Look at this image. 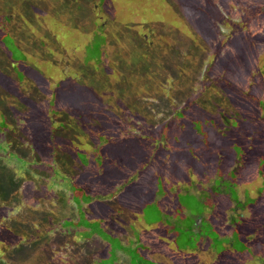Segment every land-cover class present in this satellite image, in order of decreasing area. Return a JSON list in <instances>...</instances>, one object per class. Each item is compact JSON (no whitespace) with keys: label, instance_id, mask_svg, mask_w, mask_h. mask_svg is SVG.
I'll return each instance as SVG.
<instances>
[{"label":"rangeland","instance_id":"obj_1","mask_svg":"<svg viewBox=\"0 0 264 264\" xmlns=\"http://www.w3.org/2000/svg\"><path fill=\"white\" fill-rule=\"evenodd\" d=\"M0 21V264H264V0H0ZM141 228L179 251L139 253Z\"/></svg>","mask_w":264,"mask_h":264},{"label":"trees","instance_id":"obj_2","mask_svg":"<svg viewBox=\"0 0 264 264\" xmlns=\"http://www.w3.org/2000/svg\"><path fill=\"white\" fill-rule=\"evenodd\" d=\"M9 16L7 15V14H3V21L4 20H9ZM1 22V21H0ZM3 25H4V22L2 23V27H3ZM151 57H155V56H153V55H151ZM263 72V73H262ZM257 73H258V71H257ZM261 74H264V69H261V72L258 74L259 75V78H261ZM234 85V84H233ZM260 102H263V100H259V103ZM4 124H5V122H4ZM8 126V125H7ZM53 129H54V127H53ZM55 130V129H54ZM43 135H45L46 137H48V136H51V134L49 133V134H46V133H42ZM41 134V135H42ZM40 135V136H41ZM54 135V134H53ZM11 138V136H9V134L7 135V134H0V144L2 145V148L4 149V146H3V144H5V148L7 149V146H8V144H9V142L10 141H8V139H10ZM51 138V137H50ZM18 140H20V139H18ZM14 142L15 143H17V144H19V141H15L14 140ZM8 148H10L9 150L10 151H14L13 149L15 148L13 145H11V147H9L8 146ZM26 161V159H23V161ZM2 165H4V164H2ZM8 170V169H6V167H4V166H0V170ZM1 170V172L4 174V172ZM0 183H1V185L3 184H5L4 182H3V179H2V177L0 176ZM72 187V186H71ZM3 199H5V193H3V191H1L0 190V200L3 202ZM1 205V204H0ZM3 228H7L6 230L4 229V231L3 232H1V230H0V233L1 234H5V235H1V237H3V238H6V239H1L0 238V241L2 240V243L4 242V243H6L7 245H5V246H3V247H1V242H0V260L1 259H3L4 258V255H5V253H7V251L8 250H11L12 249V246L13 245H15L16 243H17V241H16V243L15 242H12V240H13V238H11L12 236L10 235L11 233H10V228H8V227H3ZM47 233V232H46ZM180 233V232H179ZM44 236H46V234L44 233L43 234ZM132 235L134 236V233H132ZM11 238V239H10ZM15 243V244H14ZM12 253V252H11ZM2 262V261H1ZM156 263V262H155ZM88 264H90V263H88ZM157 264H160V263H157Z\"/></svg>","mask_w":264,"mask_h":264},{"label":"crops","instance_id":"obj_3","mask_svg":"<svg viewBox=\"0 0 264 264\" xmlns=\"http://www.w3.org/2000/svg\"><path fill=\"white\" fill-rule=\"evenodd\" d=\"M143 231V228H141L140 230H134V237L136 236V238H134V245H137L138 243V241H140V249H139V253H144V251L145 250H148L149 251V253L147 254V253H144V254H146V256H153L154 255V257L155 256H157V254H163V255H166L165 254V250L166 251H171L172 253H174V252H177V251H179V250H176V249H172V247H170L169 246V248L168 249H165V250H163V249H161V250H154L151 246H150V244H151V242H150V240H149V237H148V239L147 240H143V241H141V237L143 236L142 235V233L140 234V232H142ZM144 232V231H143ZM172 232V231H171ZM179 233V232H178ZM149 236H150V232H149ZM171 237V239L174 237V235H171L170 236ZM155 242L156 243H161L162 244V242L159 240V237H157L156 238V240H155ZM144 245H143V244ZM148 245V246H147ZM145 246V247H144ZM197 250H199L200 251V249H197ZM166 256H169V255H166ZM154 257H152L153 259H154ZM155 260V259H154ZM129 261H130V259H129ZM123 262V261H122ZM158 263H162V262H158ZM166 264V263H165Z\"/></svg>","mask_w":264,"mask_h":264},{"label":"flooded vegetation","instance_id":"obj_4","mask_svg":"<svg viewBox=\"0 0 264 264\" xmlns=\"http://www.w3.org/2000/svg\"><path fill=\"white\" fill-rule=\"evenodd\" d=\"M205 219V218H204Z\"/></svg>","mask_w":264,"mask_h":264}]
</instances>
